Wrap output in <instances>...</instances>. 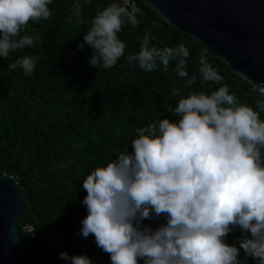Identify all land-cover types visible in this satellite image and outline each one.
Instances as JSON below:
<instances>
[{
    "label": "clouds",
    "instance_id": "1",
    "mask_svg": "<svg viewBox=\"0 0 264 264\" xmlns=\"http://www.w3.org/2000/svg\"><path fill=\"white\" fill-rule=\"evenodd\" d=\"M51 0H0V57L38 41L21 36L30 20L48 19ZM110 4L97 13L83 40L93 50L89 63L105 69L124 55L118 33L127 21L137 26L134 5ZM81 6L73 13L80 15ZM145 32L140 50L127 57L151 72L157 61L167 70L177 60V74L184 78L189 50L149 47ZM83 50V44L78 45ZM199 59L204 81L219 83L223 77L207 61ZM35 56H23L19 65L31 74ZM195 76L187 80L191 85ZM253 87L264 95V83ZM180 95L173 88L172 96ZM264 111V100L257 101ZM175 121L162 118L136 131L130 152L97 166L83 179L87 215L80 235L94 236L97 247L110 256L111 264H240L239 249L225 238L237 226L249 232L240 248L264 264V120L250 106L239 104L227 84L211 95L191 93L175 107ZM166 219L155 229L145 219ZM60 258L69 264H92L85 255Z\"/></svg>",
    "mask_w": 264,
    "mask_h": 264
},
{
    "label": "trees",
    "instance_id": "2",
    "mask_svg": "<svg viewBox=\"0 0 264 264\" xmlns=\"http://www.w3.org/2000/svg\"><path fill=\"white\" fill-rule=\"evenodd\" d=\"M132 1L144 14L136 16L137 26L127 21L122 25L117 35L125 44L124 55L109 69L89 63L93 50L83 37L98 12L118 3L114 0H51L47 7L52 15L30 20L20 33L38 41L0 57V173L16 178L30 203L18 226L22 240L51 234L69 255H85L92 264L111 260L94 236L79 234L87 215L82 182L97 166L130 152L137 129L162 118L175 121L179 99L191 93L211 95L225 84L239 104L250 106L264 120L257 104L264 97L252 84L212 57L205 46L170 27L142 0ZM77 4L79 16L73 13ZM145 32L151 35L149 47L175 49L183 43L188 48L187 77L177 74V60H170L167 70L157 61L151 72L141 69L138 61H128L129 55L139 52ZM205 51L208 63L223 77L219 83L204 81L199 72L200 54ZM23 56L38 58L29 75L19 65L9 67ZM193 76L196 79L188 85ZM173 88L179 96H172ZM165 222L161 215L142 223L155 229ZM27 225L33 227L32 233L23 230ZM245 235L251 238L237 226L225 241L239 249L240 264H258L240 248Z\"/></svg>",
    "mask_w": 264,
    "mask_h": 264
},
{
    "label": "water",
    "instance_id": "3",
    "mask_svg": "<svg viewBox=\"0 0 264 264\" xmlns=\"http://www.w3.org/2000/svg\"><path fill=\"white\" fill-rule=\"evenodd\" d=\"M142 1L240 78L252 85L264 83V0ZM29 211L17 179L0 173V264H69L60 258L66 251L55 236L22 240L18 226Z\"/></svg>",
    "mask_w": 264,
    "mask_h": 264
},
{
    "label": "built area",
    "instance_id": "4",
    "mask_svg": "<svg viewBox=\"0 0 264 264\" xmlns=\"http://www.w3.org/2000/svg\"><path fill=\"white\" fill-rule=\"evenodd\" d=\"M116 2H118L119 4H121L122 6H126L124 5V0H114ZM134 5L136 8L139 9V11L136 13V16H141L144 14V12L142 11V9L138 6V4L132 0H129V4L127 5L129 7V11H131V6ZM254 90H257L254 88ZM258 91V90H257ZM258 93L264 97V95H262L259 91ZM23 230L27 233H32L33 232V227L31 225H27L23 228Z\"/></svg>",
    "mask_w": 264,
    "mask_h": 264
}]
</instances>
